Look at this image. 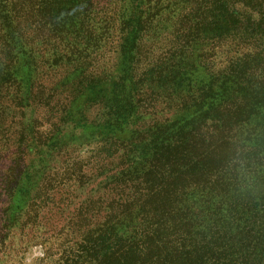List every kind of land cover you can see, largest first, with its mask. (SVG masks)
<instances>
[{
  "label": "trees",
  "instance_id": "16d2710c",
  "mask_svg": "<svg viewBox=\"0 0 264 264\" xmlns=\"http://www.w3.org/2000/svg\"><path fill=\"white\" fill-rule=\"evenodd\" d=\"M29 248L264 264V0H0V264Z\"/></svg>",
  "mask_w": 264,
  "mask_h": 264
},
{
  "label": "rangeland",
  "instance_id": "374dc122",
  "mask_svg": "<svg viewBox=\"0 0 264 264\" xmlns=\"http://www.w3.org/2000/svg\"><path fill=\"white\" fill-rule=\"evenodd\" d=\"M92 148H93V145L90 146L86 150H82V155L85 156V154L88 155V153H91ZM42 256L43 254L40 248H29L24 255L25 260H23V262L25 264H34L36 260L42 258Z\"/></svg>",
  "mask_w": 264,
  "mask_h": 264
}]
</instances>
